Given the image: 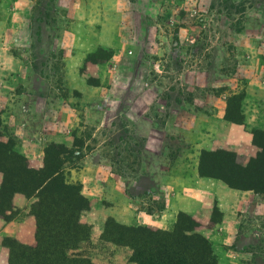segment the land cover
Returning <instances> with one entry per match:
<instances>
[{"label": "rangeland", "instance_id": "rangeland-1", "mask_svg": "<svg viewBox=\"0 0 264 264\" xmlns=\"http://www.w3.org/2000/svg\"><path fill=\"white\" fill-rule=\"evenodd\" d=\"M157 61L160 73L150 67ZM209 108H224L225 119L238 122L259 152L264 0H0V142L18 154L23 146L44 160L45 150L51 155L56 146L63 173L85 164L128 178L125 192L132 196L155 194L147 171H161L162 160L157 145H145L143 115L151 112L159 126L190 125ZM167 140L164 155L172 161L180 145ZM213 152L202 159L204 167L229 166L237 183L250 184L249 172H241L246 157ZM255 195L230 229L213 208L207 219L181 216L165 231H127L110 221L105 237L128 243L136 264H264V192ZM4 196L2 208L10 202ZM142 204L135 203L137 210L147 208ZM88 234L81 224L66 235L70 242ZM50 238H41L40 250L61 244ZM3 243L12 248L10 264H55L10 239Z\"/></svg>", "mask_w": 264, "mask_h": 264}, {"label": "crops", "instance_id": "crops-1", "mask_svg": "<svg viewBox=\"0 0 264 264\" xmlns=\"http://www.w3.org/2000/svg\"><path fill=\"white\" fill-rule=\"evenodd\" d=\"M148 113L143 117L149 123L141 131L144 132L147 148L151 145L159 148L157 153L162 160V170L147 171V177L158 191L135 197L127 192L132 182L116 173L91 170L85 164L67 169L63 174L65 183L77 186L79 196L88 203V208L80 211L78 224L89 226L87 238L66 251L69 259L82 260L85 264H136L130 246L103 237L109 219L128 228L142 226L165 231L175 227L179 214L199 221L209 218L210 211L216 208L221 213V226L230 229L234 226L237 212L248 200L256 197L251 190L232 189L217 178L199 173L200 156L204 151L232 150L246 157L247 161L257 153L249 134L241 125L225 119L224 108H209L208 113L195 114L190 125L169 120L159 126L150 117L151 112ZM154 136H161L162 139L154 142ZM170 137H174L180 145L172 161L164 155L167 138ZM19 152L27 159L29 168L42 167V157L29 153L23 146L19 147ZM2 181L3 174L0 172V188ZM122 183H125L123 189L119 187ZM36 201L35 197L14 194L11 211L6 212L12 217H0V264H8L10 258L4 240L12 239L24 247H41V235L31 213V206ZM140 201L143 206L147 205L146 209L137 210L135 203L140 207Z\"/></svg>", "mask_w": 264, "mask_h": 264}, {"label": "trees", "instance_id": "trees-1", "mask_svg": "<svg viewBox=\"0 0 264 264\" xmlns=\"http://www.w3.org/2000/svg\"><path fill=\"white\" fill-rule=\"evenodd\" d=\"M226 119L232 123H238L230 117ZM52 148L56 150H53V153L50 155V151L46 149L44 152L43 166L38 170H34L29 168L27 159L24 156L13 151L9 144L0 142V172L3 174V181L0 188V217L4 219H10L12 217V215H7L6 212L11 211V199L14 194H21L26 198H37V201L31 206V213L35 216L38 234L41 235V238L44 236L51 237L50 239L55 238L61 242V244L59 246L57 244L53 248L50 247L46 251H43L40 250V247H24L10 239L14 246L23 251H29L32 256L37 257L39 253H42L44 257H48V259L52 260L55 264L57 263L56 261L60 260H64L66 263L80 262V264H84L82 260L69 259L66 256V251L75 247L76 244L84 240L85 237L80 238L76 235V238L69 242L67 239L68 235L66 234L68 231L73 233L74 227L77 225L79 226V214L81 210L87 209V201L79 196L78 190L75 191L76 188L74 186L65 183L64 173L62 172V153L58 147L52 146ZM260 148L261 149L256 153L255 157L250 158L247 164L244 165V168L241 169L243 174L249 172V175L247 174L249 185L237 183L234 179L235 169L229 166H223V164H221L215 169L204 167L202 165V159L205 156H213L214 152H202L200 156L199 173L201 176L217 178L223 181L229 188L251 190L254 193L262 194L264 192V145ZM255 164L259 166V170L253 173L251 166ZM216 169L220 170L217 171ZM253 174H255L254 179L256 178L254 184L251 183ZM5 194L9 195L10 202L8 207L2 208V204L6 201ZM71 212H74V217L69 219V214ZM62 213H67V215L65 216V214ZM181 216L193 221L190 217L179 214L175 226H178V221ZM110 221L112 220L109 219L106 225ZM119 227H123L127 231L136 229L124 226ZM105 231L103 237L106 240L130 246L128 243H121L106 238ZM8 248L10 251L8 264H10V259L13 257V254L12 248L9 246Z\"/></svg>", "mask_w": 264, "mask_h": 264}, {"label": "built area", "instance_id": "built-area-1", "mask_svg": "<svg viewBox=\"0 0 264 264\" xmlns=\"http://www.w3.org/2000/svg\"><path fill=\"white\" fill-rule=\"evenodd\" d=\"M150 67H151L152 71H154L156 73H160L161 72V64L158 61L157 62H153Z\"/></svg>", "mask_w": 264, "mask_h": 264}]
</instances>
